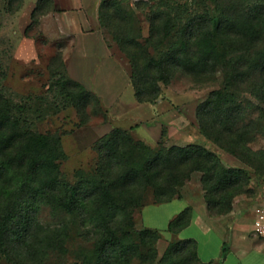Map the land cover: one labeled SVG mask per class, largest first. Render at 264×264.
Masks as SVG:
<instances>
[{"label":"trees","instance_id":"16d2710c","mask_svg":"<svg viewBox=\"0 0 264 264\" xmlns=\"http://www.w3.org/2000/svg\"><path fill=\"white\" fill-rule=\"evenodd\" d=\"M14 1L8 0L9 8ZM17 1L13 10L20 5L21 0ZM212 1L216 15L204 10L180 23L184 3L139 0L137 6L148 7L149 18L148 35L141 40L132 35L131 16L123 8L122 0H101L100 25L129 58V79L137 101L154 102L161 93L160 82H169L173 67L181 61L209 71L222 61L226 86L235 89L249 72L257 69L264 74V2L249 5L247 0ZM51 8L52 0H37L26 28L38 24L39 16ZM169 37L174 39L169 41L168 48L161 49L157 56L150 53L149 48H160ZM242 44L246 51L240 57L230 54L226 58L227 47ZM252 53L253 58L248 61ZM57 58V67L63 71L56 76V84L77 108L85 112L91 101L102 106L95 91L65 73L61 53ZM54 69L51 65L50 70ZM260 86L259 94L263 95L264 76ZM235 96L227 88L211 90L197 109L200 131L261 172L264 148L247 145L246 126L233 128L238 108ZM98 151L96 176H81L75 182L66 180L59 169V160L65 157L61 133L22 126L10 102L0 93V251L10 261L27 264L42 259L50 249L63 246L65 229L43 226L37 218L40 206L49 205L53 210L77 212L82 222L95 226L91 250L82 251L84 261L128 264L138 253L141 264H151L156 255L157 235L146 228L136 230L131 214V207L139 203L144 190L150 189L157 201L168 200L179 195L178 186L193 171H200L208 211L221 214L232 208L233 197L243 192L250 180L244 168L225 166L220 156L200 144H159L154 148L120 128L100 137ZM191 213V206L185 207L169 222L170 229L178 231L188 225ZM144 248L146 251L141 253ZM196 249L194 238L171 243L158 264L194 263L199 259Z\"/></svg>","mask_w":264,"mask_h":264},{"label":"rangeland","instance_id":"374dc122","mask_svg":"<svg viewBox=\"0 0 264 264\" xmlns=\"http://www.w3.org/2000/svg\"><path fill=\"white\" fill-rule=\"evenodd\" d=\"M36 1L21 0L19 7L13 10L17 0L10 8L8 0H0V93L10 102L13 114L21 119L22 126H30L40 132L61 133L65 152V157L59 160L62 176L71 182L81 176H96L100 161L98 142L102 135L113 128L126 130L134 139H141L154 148L159 144L167 147L200 144L220 156L225 166L244 168L250 180L243 192L233 197L232 208L221 214H210L208 211L200 171H193L178 186L179 195L168 200L157 201L150 189L144 190L139 203L131 207V214L136 230L146 228L157 235L154 244L156 255L151 264H158L171 243L187 238L199 239L202 246L201 258L198 255V261L191 264H220L229 246L224 247L219 237L214 238L216 234L212 228L215 225L224 228L227 226L225 230L229 233L235 227L239 230L237 233L242 231L244 238H249L252 246L262 240L261 235L254 231L253 217L261 200L260 185L264 180V169L261 172L253 169L209 139L200 131L196 113L211 90L227 88L233 91L236 94L235 106H238L233 128L246 126L244 136L247 145L253 149L264 148V94H259L264 74L257 69L249 72L238 83L239 88L235 89L226 86L222 61L212 71L202 70V67L196 69L189 61H181L180 65L173 67L169 82H160L161 93L154 102H139L134 96L129 79V58L117 47L111 33L101 26L111 59L122 68L129 80L122 85L119 77L116 79L114 74L109 72L108 75V71H104L106 79L98 80L100 86L90 87L84 84L99 95L102 106L91 101L85 112H81L56 84V76L63 71L57 67L58 52L64 59L65 73L72 77L66 62L70 43L61 37V27L44 13L39 16L38 24H31L26 28L32 20L31 11ZM138 1L122 0V6L131 16L132 35L144 40L149 28L148 7L139 8ZM172 1L174 4L184 3L185 10L180 23L189 15L204 10L211 15L217 14L212 0ZM247 1L249 5L264 2ZM173 39L169 37L158 49L149 48L150 53L157 56L161 49L168 48L169 41ZM221 50L224 51L222 47ZM243 51H246L243 44L227 47L226 58L230 54L240 57ZM252 56L253 53L248 61H251ZM51 65L55 68L54 72L50 70ZM86 74L87 71L82 73L83 76ZM187 206L195 208L199 214L193 218L192 212L188 225L178 231L171 230L169 222ZM37 218L43 226L65 229L66 235L63 246L50 249L42 259L27 261V264H90L83 260L82 251L89 252L93 246V223L82 222L81 215L77 212L53 210L49 205L40 206ZM136 235L138 233L135 231ZM218 243L221 245L217 246ZM229 243L228 241L227 244ZM144 251L145 248L141 253ZM210 255L211 257L206 258ZM0 264L16 263L0 251ZM128 264H141L139 254L131 257Z\"/></svg>","mask_w":264,"mask_h":264},{"label":"crops","instance_id":"0c3cea01","mask_svg":"<svg viewBox=\"0 0 264 264\" xmlns=\"http://www.w3.org/2000/svg\"><path fill=\"white\" fill-rule=\"evenodd\" d=\"M100 2L101 0H52V8L45 15H48L51 21L61 27V37L64 40H69L70 52L67 54L66 62L74 79L87 86L97 87L100 86L98 80L106 79L104 71H108V75L109 72L114 74L116 79L119 77L122 85H125L129 79L123 73L122 68L111 59L102 36L98 17ZM84 69L87 71L86 76L82 75L85 72ZM192 209L194 218L199 213L195 208ZM207 220L210 222L209 219ZM226 228L227 226L224 228L219 225L212 228L216 234L214 238L219 237L223 241L224 247L229 246V250L220 264H264V234L261 235L262 240L255 242V245L252 246L249 238H244L241 230V233H237L239 230L232 227V232L229 233L225 230ZM197 241L198 255L201 258L202 246L200 240L197 239ZM228 241L229 244H227ZM222 250L224 249L222 248ZM209 257L211 255L206 258Z\"/></svg>","mask_w":264,"mask_h":264},{"label":"built area","instance_id":"2783aa9c","mask_svg":"<svg viewBox=\"0 0 264 264\" xmlns=\"http://www.w3.org/2000/svg\"><path fill=\"white\" fill-rule=\"evenodd\" d=\"M260 194L261 200L258 203V207L256 209V214L253 219V228L254 231L260 235L264 234V180L261 182L260 185Z\"/></svg>","mask_w":264,"mask_h":264},{"label":"bare ground","instance_id":"6f19581e","mask_svg":"<svg viewBox=\"0 0 264 264\" xmlns=\"http://www.w3.org/2000/svg\"><path fill=\"white\" fill-rule=\"evenodd\" d=\"M104 84H106V83H104ZM102 88V87H101Z\"/></svg>","mask_w":264,"mask_h":264}]
</instances>
